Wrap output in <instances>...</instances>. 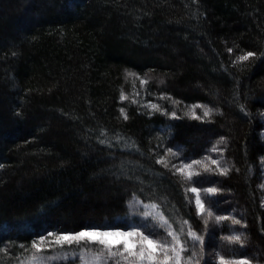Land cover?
<instances>
[{
	"label": "trees",
	"instance_id": "1",
	"mask_svg": "<svg viewBox=\"0 0 264 264\" xmlns=\"http://www.w3.org/2000/svg\"><path fill=\"white\" fill-rule=\"evenodd\" d=\"M127 73L148 75L147 92ZM157 90L215 111L168 119L143 105ZM263 117L264 0H0V264L49 232L112 224L133 197L204 234L202 264H264ZM222 138L231 171L202 180L221 190L215 214L241 224L205 231L187 182L156 160L165 144L202 158ZM233 227L243 246L223 240Z\"/></svg>",
	"mask_w": 264,
	"mask_h": 264
},
{
	"label": "snow or ice",
	"instance_id": "2",
	"mask_svg": "<svg viewBox=\"0 0 264 264\" xmlns=\"http://www.w3.org/2000/svg\"><path fill=\"white\" fill-rule=\"evenodd\" d=\"M228 52L231 53L232 49L229 48ZM255 55L254 52H246L239 55L233 63L248 61ZM130 75L132 74L130 73ZM140 83L143 86L148 81L142 79ZM121 98L127 99L123 94ZM167 98L161 96V99ZM148 106L154 111H160L162 114L170 115L171 118H177L174 111L169 113L158 104L149 102ZM196 109H201L202 116L196 114ZM190 111L192 119L200 120L210 119L215 110L207 105L196 104L191 106ZM121 114L124 119L128 118L123 109H121ZM221 143H224L223 138ZM213 151H217V149L214 147ZM179 155L178 151L168 148L165 155L157 158L156 163L188 182H194L193 178L201 176L203 173L215 171L219 175L226 176L231 171L230 167L222 166L221 162L216 159L210 160L211 165L216 166L215 169L209 167L202 160L181 161L177 165L168 159L169 156L178 158ZM195 166H201L203 173L194 171ZM220 191L217 187L204 189L189 187L185 190L186 197L188 193L194 194L193 197L188 198V202L193 204L197 217L202 219L205 231H207L209 220H214L217 225L228 220L231 221L232 225L241 224L239 219L215 214L214 202L207 197L214 196ZM202 192L204 195H201ZM137 203L140 202L137 201ZM144 207L157 209L159 205L151 204L144 205ZM143 215L151 217L155 221V227L161 229L163 234L141 226L131 227L127 230L121 228L103 230L89 228L75 232H49L47 235H41L38 239L33 240L28 247L21 245L22 251L29 255L20 259L19 264H47L50 259H56V257L44 255L46 251L54 248H71L73 245L79 249V252L74 253V255L79 256L81 264H202L205 235L193 229L189 220L173 221L164 213L153 211H145ZM174 225L176 226L174 227ZM223 240L228 244H241L243 246L242 234L228 235L223 237ZM89 246H96L97 250L93 251ZM87 253H91V262L86 255ZM216 264H253V259L243 255L235 257L217 252Z\"/></svg>",
	"mask_w": 264,
	"mask_h": 264
},
{
	"label": "rangeland",
	"instance_id": "3",
	"mask_svg": "<svg viewBox=\"0 0 264 264\" xmlns=\"http://www.w3.org/2000/svg\"><path fill=\"white\" fill-rule=\"evenodd\" d=\"M27 22H28V20H27ZM131 74H133V77H135L139 81H141L142 79L148 81V83L146 85H143V86L140 83V86H141L140 89L143 90L144 92H147L148 85H149V83H150V81L152 79L148 75H139V74H136V73L135 74L131 73ZM127 75H130V73H127ZM156 93H159V95H155L154 96L155 100H149L147 102H143V105H145L146 107L151 109L148 106L149 102L155 103V104L160 105L163 109H166L169 113L174 111L176 113V116L182 115V114H185V115L189 114L191 116L190 108H191L192 105H196V104L205 105V104L200 103V102L191 103V104L182 103L181 106L179 107L178 106L179 100L177 101L175 98L170 96V94H166L165 92H160L158 90L156 91ZM161 96H165V97H168V98L167 99H161ZM196 114L202 116L201 109H196ZM168 119H174V118H171V116L168 115ZM202 120H204V119H202ZM262 124H263L262 125L263 126L262 133H264V117H263ZM168 130H169L168 126H166L165 128L162 129V131H166V132H169ZM214 147L217 149V151H213ZM214 147H211L210 149H208L206 154L204 155V157H202V158H192V157H188V156L186 157V155L184 156L183 153L180 150H178L177 148L168 147V145L165 144L162 156L165 155L166 149L172 148L173 151H178L180 153L179 157L176 158L177 162L174 163V164L178 165V164H180L181 161L190 162L192 160H202L205 163H207L209 165V167L215 169L216 166L215 165H211L210 160L211 159H216V160H219L221 162L222 166H226V163H225L224 160H226L227 157L225 155V149L223 147V143H221V144L219 143V144L215 145ZM263 161H264V159H263ZM263 169H264V162H263ZM194 171H198V172H202L203 173V169H202L201 166H195ZM208 177H210V176H208ZM193 181L194 182L186 181L187 184H188V188L189 187H198V188L204 189V188H208V187H216L214 185H210V184H207V183L203 182L202 175L198 176V177H194ZM262 185L264 187V175H263ZM201 195H204V193L202 192ZM188 196L189 197H193L194 194L189 193ZM137 201H139L140 203H137ZM151 204H156V203L145 202V201H142L141 199H139L137 197H133L130 200V202H129V209L130 210H129V213L127 214V216H124V217L116 219L112 224H110L108 226H105V225H102V226H89L86 229L99 228V229L103 230V229H108V228H121V229L127 230V229H129L131 227L141 226V227H143L145 229L154 230V231H157V232L163 234V231L161 229L155 227V221L151 217H145L143 215V213L145 211L162 212L160 208H157V209H146L144 207V205H151ZM238 216L239 215H234L232 218H236L237 219ZM232 232H233V234H239L238 229L236 227H233V231ZM52 233H61V232H52ZM45 235H47V234H45ZM49 239H51V238H49ZM89 247H91L93 251L97 250L96 246H89ZM78 252H79V249L77 248V246L73 245L71 248L66 247L64 249H59V248L50 249V250L46 251L44 253V255H46L48 257H56V259H50L47 262V264H53L56 261L68 260V259H77L78 260L77 264H81L79 256L78 255H74V253H78ZM204 252H205V248H204ZM28 255H29L28 253H24L22 251L19 254V256L17 257V263L19 264V260L20 259H24ZM86 255H87L89 261L91 262V253H87ZM65 256H66V258H65ZM211 261H212V259L210 258L208 263H210Z\"/></svg>",
	"mask_w": 264,
	"mask_h": 264
},
{
	"label": "bare ground",
	"instance_id": "4",
	"mask_svg": "<svg viewBox=\"0 0 264 264\" xmlns=\"http://www.w3.org/2000/svg\"><path fill=\"white\" fill-rule=\"evenodd\" d=\"M47 83V82H46Z\"/></svg>",
	"mask_w": 264,
	"mask_h": 264
}]
</instances>
